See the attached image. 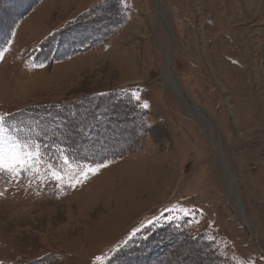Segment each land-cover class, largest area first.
Masks as SVG:
<instances>
[{
  "label": "rangeland",
  "instance_id": "obj_1",
  "mask_svg": "<svg viewBox=\"0 0 264 264\" xmlns=\"http://www.w3.org/2000/svg\"><path fill=\"white\" fill-rule=\"evenodd\" d=\"M14 27L0 116L62 111L46 130L98 159L55 144L0 173V264H105L167 226L150 240L161 262L264 264V0H0V31Z\"/></svg>",
  "mask_w": 264,
  "mask_h": 264
},
{
  "label": "trees",
  "instance_id": "obj_2",
  "mask_svg": "<svg viewBox=\"0 0 264 264\" xmlns=\"http://www.w3.org/2000/svg\"><path fill=\"white\" fill-rule=\"evenodd\" d=\"M15 27H16V25H15ZM15 27L12 30L10 29V31L7 30L6 33L0 31V35H1V33L2 34H9V37L7 39V44L11 40V37L13 35V31H14ZM63 34L64 33H58V34H56V36L50 37L49 40H53L52 44H54V45L57 44L58 46L59 45L61 46L60 40H62L64 38H61L60 35H63ZM55 37H58V38L55 39ZM66 42L64 41V46H65L66 50L70 49L69 51H72V49H74L73 51H76L77 46L75 45L74 42L71 46L67 45ZM76 44L81 45L79 41ZM5 46H7L5 41L0 42V49H2ZM82 46H83V44H82ZM80 49H81V47H80ZM65 56H67V55H65ZM63 115H64V112H62V111L61 112L53 111L51 113L48 111H42V110H40L39 113H32V112L29 113L28 111H24V112L22 111V112L15 113L9 117H6L5 123L8 126L9 131L11 132V134L13 136L19 138L22 141L27 140L29 142H35V143L40 145L41 150H44V148H46V150L50 149V151H51V149H52L51 147L57 148V147H55V144H61L64 148H67V152L72 158H78L79 161H82L83 163H88V164L95 162V160L98 159L94 156L95 153L91 154V152H89L90 154H83L78 150L77 147H76V149H77L76 150V149H74L72 144L71 145L67 144L66 139H64L65 144L61 142V140H60V138L62 136V135H60L61 131L60 132L58 131L57 133H55V132H48L46 130L47 129L46 126H48V124L49 125L65 124L67 120L64 119L65 115L64 116ZM110 124H111L110 121L105 122L104 126H110ZM108 131H110V130L108 129ZM58 133H60V134H58ZM89 138L90 139H88V138L87 139L91 143L95 142L96 135L89 136ZM96 141H98V140H96ZM44 145H46L48 147H44ZM55 154H53V155H55ZM170 227L178 229V227H175V226H167L164 229L156 230L154 232V234L151 237H149L148 239H146L145 241H143V240L140 242L135 241L134 245H131V243H128V244L123 246L124 248L116 251V253L107 262H105V264H149V262L152 261V258H156L154 255L157 256V253L153 251V248L157 249V247L159 245L158 243H154V245H153V243L150 242L151 238L152 237H160V236H166V237L172 236L174 229L172 231H169L168 229H170ZM155 240L156 239H153V241H155ZM159 240L161 242H164V245L168 244L164 240H161V239H159ZM198 241L199 240H196V242H198ZM201 243L203 244V242H201ZM149 245H151L152 248L147 250ZM192 246L193 245L190 244V247H192ZM149 251H153V253L149 252ZM157 259L159 260L160 257H158ZM215 262L213 264H215ZM157 263L158 264H167L166 261L161 262L160 260Z\"/></svg>",
  "mask_w": 264,
  "mask_h": 264
},
{
  "label": "snow or ice",
  "instance_id": "obj_3",
  "mask_svg": "<svg viewBox=\"0 0 264 264\" xmlns=\"http://www.w3.org/2000/svg\"><path fill=\"white\" fill-rule=\"evenodd\" d=\"M144 107H147V105H144ZM42 161L43 154L40 152V145L27 140L22 141L13 136L5 123V118L0 116V173L6 172L9 175L16 176L35 170ZM62 163L67 166L68 161L62 159ZM48 167L51 170L54 166L49 165ZM77 167L79 169L77 175L87 179L89 174L96 173L100 165H97L96 168L89 167L87 169L82 165ZM52 175L57 181L63 179V174L59 170L53 171ZM72 179L79 183L75 176ZM134 235H136V232H133L128 239L130 240ZM124 243L126 244L127 240ZM97 259L100 260L102 258L98 257Z\"/></svg>",
  "mask_w": 264,
  "mask_h": 264
},
{
  "label": "bare ground",
  "instance_id": "obj_4",
  "mask_svg": "<svg viewBox=\"0 0 264 264\" xmlns=\"http://www.w3.org/2000/svg\"><path fill=\"white\" fill-rule=\"evenodd\" d=\"M196 110V109H195ZM198 111V110H197ZM199 112H202L199 110ZM111 123V122H110ZM134 178V177H133ZM131 178V185L123 192H121L117 198H115V209L109 211L107 214V217H113L119 210H121L122 206L125 202L132 203L135 199H137L138 196H140V193L138 192V188L141 184L144 186V182H146L147 178L144 177V175L138 174L134 179ZM152 188V186H151ZM138 190V191H137ZM151 190V189H150ZM117 194V193H116ZM112 195H110L111 197ZM142 196V195H141ZM110 208V206H109ZM127 206H123V209H126ZM119 213V212H118ZM117 213V214H118ZM106 216V215H105ZM106 217V218H107Z\"/></svg>",
  "mask_w": 264,
  "mask_h": 264
}]
</instances>
